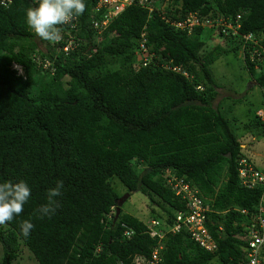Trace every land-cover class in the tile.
I'll return each mask as SVG.
<instances>
[{
    "label": "trees",
    "instance_id": "obj_1",
    "mask_svg": "<svg viewBox=\"0 0 264 264\" xmlns=\"http://www.w3.org/2000/svg\"><path fill=\"white\" fill-rule=\"evenodd\" d=\"M165 1L154 0L155 8ZM168 1L164 17L129 6L98 36L90 28L99 17L96 0H85L75 30L57 26L62 39L43 53L25 23L32 0H0V182L25 180L31 188L24 211L0 226V264H14L21 246L38 264H144L159 245L157 264H244L241 211H256L262 189L240 185L238 160L254 163L220 103L214 104L210 66L221 55L241 53L250 77L264 89V54L252 62L241 41L221 34L222 44L202 54L204 28L187 34L167 20L190 13L200 20L240 15V34L253 35L264 49V0ZM142 34L152 54L144 67L134 55ZM70 36L75 46L65 53ZM244 128L264 137L258 115ZM166 172L197 189L209 205L206 227L218 246L214 254L184 231L160 241L147 234L150 220L172 224L185 210L166 185ZM113 177L128 193L167 206L165 219L143 222L121 210L116 217L121 198ZM58 180L64 188L56 210L41 217L38 209ZM24 220L35 226L27 238L20 235Z\"/></svg>",
    "mask_w": 264,
    "mask_h": 264
},
{
    "label": "built area",
    "instance_id": "obj_2",
    "mask_svg": "<svg viewBox=\"0 0 264 264\" xmlns=\"http://www.w3.org/2000/svg\"><path fill=\"white\" fill-rule=\"evenodd\" d=\"M9 2H2V5L6 6ZM129 6H136L147 10L148 14H152L158 10L160 14L164 12L162 6L159 9L155 8L154 0H96L94 12L98 14V18L91 22L90 28L100 36L108 27L111 20L118 17L123 10ZM162 17H164L162 15ZM170 21V24L176 29L185 31L190 34L196 27L209 28L216 31L218 35L223 37H229L232 40L241 41L243 49L246 48L249 51V58L253 62L260 54H264V49L258 44V40L251 34H240L241 16L237 15L235 18L223 19L222 17L214 20H200L197 13L188 14L185 19L181 21ZM78 24V18H74L67 24H64L68 30H75ZM141 41L138 44V48L135 50V57L137 62L143 67L146 66L152 54L149 53L145 46L144 34L141 35ZM75 40L70 36L68 37L66 45L63 47V51L66 53L75 46ZM15 69L20 67L13 66ZM42 69L46 70L50 67L49 63L41 65ZM257 69V66H255ZM179 72L178 69H172ZM22 73L21 68L18 71ZM185 75V74H184ZM264 111L260 112L258 116L264 122ZM263 113V114H262ZM238 179L240 185L246 189L253 190L255 188H261L262 194L258 202L256 211L249 215L246 210H242L241 214L244 220L239 224L241 230L244 232L243 241L246 242L244 247V264H264V169H257L254 165L247 162L245 158L238 160ZM166 185L173 191L174 195L180 198L184 204L185 210L178 212L172 221V224H161L156 220H150L147 222V234L151 238H157L159 241L167 234L176 235L181 231L186 232L190 240L194 242L201 249L210 254H214L218 246L215 240L209 233L206 227L208 222V214L211 213V209L205 201L198 194V190L193 188L189 183H186L183 179L177 178L166 172L165 175ZM209 223V222H208ZM218 238L223 235L222 226H218ZM132 232L126 230L124 236L129 238ZM162 247L159 245L152 251L151 258L144 262V264H157L159 262L158 252ZM141 260L137 259L134 264H140ZM209 264H216L210 262Z\"/></svg>",
    "mask_w": 264,
    "mask_h": 264
},
{
    "label": "rangeland",
    "instance_id": "obj_3",
    "mask_svg": "<svg viewBox=\"0 0 264 264\" xmlns=\"http://www.w3.org/2000/svg\"><path fill=\"white\" fill-rule=\"evenodd\" d=\"M169 5H171L170 1L166 0L163 3L162 10H165ZM210 32L213 33V37L209 36ZM217 35L216 31L206 30V45L202 50V54L210 51L214 46L222 44L223 41L220 37H216ZM36 41L43 53L49 50L53 51L56 44L44 41L38 36H36ZM210 69L217 88L216 92L218 93L214 104L220 103V112L229 120L234 134L242 143L244 153L252 159V162L258 169H263L264 137L259 132L254 133V135L247 132L244 124H247L253 116L264 111V107L262 106L264 89L256 85L255 81L250 77L242 61L241 53H230L219 56L210 66ZM18 71H20V68ZM259 74L255 75V77ZM138 172H141V169H138ZM110 183L119 198L126 196L120 204V210L123 213L129 214L143 222L148 221L152 217H158L161 220L165 219L167 206L161 204V202H158L156 199L152 202L140 193H128L117 177L111 178ZM1 257L2 249L0 246V259ZM14 264L38 263L27 248L21 246L18 258Z\"/></svg>",
    "mask_w": 264,
    "mask_h": 264
},
{
    "label": "clouds",
    "instance_id": "obj_4",
    "mask_svg": "<svg viewBox=\"0 0 264 264\" xmlns=\"http://www.w3.org/2000/svg\"><path fill=\"white\" fill-rule=\"evenodd\" d=\"M33 6L25 10V23L42 40L57 43L62 39L57 26L67 24L84 14L85 0H32ZM64 182L58 180L47 191V204L38 209L41 217L54 213L57 197H60ZM31 197V188L25 180L0 182V226L13 221L24 211V205ZM34 224L24 220L20 224V235L27 238Z\"/></svg>",
    "mask_w": 264,
    "mask_h": 264
},
{
    "label": "water",
    "instance_id": "obj_5",
    "mask_svg": "<svg viewBox=\"0 0 264 264\" xmlns=\"http://www.w3.org/2000/svg\"><path fill=\"white\" fill-rule=\"evenodd\" d=\"M124 198H126V196H124L123 198L119 199V201L117 202L116 213H115L116 217H117L118 214H119V211H120V204H121V202L123 201Z\"/></svg>",
    "mask_w": 264,
    "mask_h": 264
},
{
    "label": "crops",
    "instance_id": "obj_6",
    "mask_svg": "<svg viewBox=\"0 0 264 264\" xmlns=\"http://www.w3.org/2000/svg\"><path fill=\"white\" fill-rule=\"evenodd\" d=\"M205 30H210V31H212L211 29H205ZM213 33H209V36H212L213 37V35H212ZM216 37H218V36H216ZM243 147V146H242ZM264 169V168H263ZM243 249V255H244V247L242 248ZM215 263V262H214ZM244 263H245V259H244ZM217 264V263H216Z\"/></svg>",
    "mask_w": 264,
    "mask_h": 264
}]
</instances>
